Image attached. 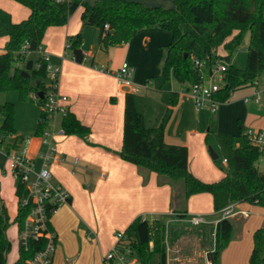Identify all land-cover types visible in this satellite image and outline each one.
<instances>
[{
  "label": "crops",
  "instance_id": "obj_1",
  "mask_svg": "<svg viewBox=\"0 0 264 264\" xmlns=\"http://www.w3.org/2000/svg\"><path fill=\"white\" fill-rule=\"evenodd\" d=\"M86 1L94 4L98 0ZM135 1L148 6L172 7L168 0ZM0 7L6 9L0 15L2 54L8 40L7 27L26 19L30 9L16 0H0ZM80 8L66 25L49 27L42 41L51 64L60 67L58 90L68 97L69 111L91 129L84 137L75 134L57 136L58 150L64 160L53 163L51 170L54 180L69 190L71 200L51 217V226L58 241L54 264H104L105 253L116 242V232L125 231L137 217L150 221L161 219L167 223H189L193 227L192 231L180 229L171 248L166 235L167 264H205L207 253L214 246L207 248L202 254L197 251L195 240L203 241L207 226L209 228L213 225L216 232L221 212L214 210L213 196L210 193H198L188 199L186 215L179 216L171 206L172 187L169 184L160 185L155 172L147 175L145 182L139 168L119 156L118 152L123 146L125 100L127 93L131 91L121 85L115 73L127 61L133 67L132 80L139 88L134 93L136 97L144 91L147 98L155 100L154 108L146 105L140 109V102L136 98L147 126L159 125L170 104V93L179 94L178 102L165 127V141L187 146L190 171L206 182L218 181L225 176V171H219L213 163L207 147L206 136L211 122H215L216 132L211 134L216 137L217 133L238 134L241 129L264 130V87L260 89L259 83L245 87L247 92L236 98H233L234 92L226 102L219 105L216 113L197 111L192 95L186 91V85L174 90H166L162 86L165 82L160 74L166 57V45L171 40L170 33L144 31L126 43L104 50L98 44L99 29L94 26V32L88 29L93 26L83 25V8ZM79 32L83 37V51L89 59L84 63L75 61L72 54L67 52L68 38ZM94 34L95 41L91 39ZM218 54L223 60H228L227 53L222 48H219ZM28 56L37 58L40 54L34 51ZM101 67L109 71H102ZM158 76L162 82L159 88L149 87L153 84L151 78ZM256 90L262 92L261 102L256 103L253 99L245 101V97L253 95ZM2 120L3 117L0 125ZM60 123L58 120L57 124ZM35 133L37 130L22 136ZM42 149L43 146L35 139L32 154L37 158L38 165ZM16 187L17 182L11 171L8 173L6 168L0 169V198L6 205L10 222L14 220L18 210ZM247 203H236L235 210L240 206L241 209L236 211H247V215L253 211L264 217V210L252 209L259 205H246ZM249 205L252 207L249 208ZM197 213H206V219L210 218L204 224L192 225L189 218ZM237 215L240 214H234L229 219L233 222V217ZM260 221L264 224V219ZM262 227L258 226L254 232ZM195 228L198 229L195 231ZM7 235L12 243L8 264H14L19 258L20 248L17 224L8 228Z\"/></svg>",
  "mask_w": 264,
  "mask_h": 264
},
{
  "label": "trees",
  "instance_id": "obj_2",
  "mask_svg": "<svg viewBox=\"0 0 264 264\" xmlns=\"http://www.w3.org/2000/svg\"><path fill=\"white\" fill-rule=\"evenodd\" d=\"M30 9L26 19L11 23L6 34L5 51L0 54V94L15 90L22 100L36 101L43 106L47 100V63L40 56L31 58L21 52L23 44L34 52L42 45L47 29L66 25L73 13L83 8L81 20L84 26L99 29L98 44L106 50L128 42L144 31H165L171 40L166 45V57L161 69L164 82L174 79L189 88L203 80L201 68L195 60L218 59L222 48L228 60L242 45L246 35L249 44L246 64L243 68L228 65L226 84L218 91L217 98L226 102L231 94L241 88L253 86L264 74V0H174V6H148L135 0H98L94 4L86 0H16ZM83 37L79 32L68 38V49L75 61L84 63ZM179 94L170 93V104L159 125L147 126L144 115L136 103V95L127 93L124 111L123 146L119 156L135 164L147 181V175L155 172L160 185L169 184L173 189V212L183 217L187 213L188 199L198 193H210L213 207L221 211L230 203L248 202L264 207V171L260 170L261 148L247 136L246 130L238 134L217 133V142L226 159L225 176L218 181L206 182L194 175L188 166V148L185 145L165 141V127L178 102ZM3 117L0 139L6 150L18 149L24 139L15 126L16 106L13 102L0 103ZM41 110L37 132H40ZM67 134L84 137L91 132L77 116L68 111L62 119ZM216 132L211 122L209 136ZM183 186L177 187L178 181ZM18 210L13 220L19 233L28 210L20 207L25 195L24 187L17 184ZM0 198V264H8L12 243L7 235L10 219ZM49 229L53 230L51 223ZM132 240L143 264H167V224L161 219L150 221L137 217L124 231ZM233 222L229 218L216 224L215 245L207 253L208 259L218 264L221 252L230 243ZM254 246L250 264H264V228L254 232ZM152 243V244H151ZM47 239L29 240L28 250L20 246L19 258L14 264H26V260L44 249Z\"/></svg>",
  "mask_w": 264,
  "mask_h": 264
},
{
  "label": "built area",
  "instance_id": "obj_3",
  "mask_svg": "<svg viewBox=\"0 0 264 264\" xmlns=\"http://www.w3.org/2000/svg\"><path fill=\"white\" fill-rule=\"evenodd\" d=\"M68 1V0H57ZM29 43L26 41L21 49L24 54H29ZM40 57L46 61L48 93L47 100L42 106L43 116L40 119V132L24 137L18 149L6 150L5 145L0 139V154L7 158V165L16 180L17 184L24 187L25 195L20 198V207L28 210L22 230L19 233V244L25 250H28L29 240L47 239L46 247L32 257L26 260V264H54V257L57 248V234L49 229L52 215L63 205L71 200L69 190L60 182L53 178L51 166L57 161H63V156L59 153L57 146V136L66 135V130L62 125V119L69 111L68 97L59 92L60 67L53 66L50 62V56L40 45L36 50ZM89 59L84 56V62ZM207 61L195 60V64L200 68ZM93 66L98 67L96 64ZM102 71H109L103 67ZM228 64L225 60L218 59L210 65V82L203 80L200 83L190 85L186 90L192 95L194 105L197 111L208 110L211 113L218 111L222 103L217 98L218 91L226 84V71ZM133 67L124 61L118 71L115 73L121 85L136 93L139 88L132 80ZM258 83L255 81L254 85ZM254 100L260 103L262 92L256 90L253 95L245 97V101ZM60 117V124H57ZM248 138L258 145L262 152L259 163H264V130L246 129ZM37 139L43 146L39 153V165L37 158L32 154V144ZM226 161V159H225ZM236 202L230 203L221 212V219L229 218L234 214L247 215L244 210H235ZM219 220V221H220ZM192 225L198 226L207 222L206 216L201 213L192 215L189 218ZM152 244V243H151ZM104 264H143L139 259L132 240L124 231L116 232L115 244L105 253L103 257ZM205 264H215L212 260H206Z\"/></svg>",
  "mask_w": 264,
  "mask_h": 264
},
{
  "label": "rangeland",
  "instance_id": "obj_4",
  "mask_svg": "<svg viewBox=\"0 0 264 264\" xmlns=\"http://www.w3.org/2000/svg\"><path fill=\"white\" fill-rule=\"evenodd\" d=\"M168 1L170 2V6H174V0H168ZM79 10H81V8ZM3 12H6V9H2L0 7V15H2ZM73 14L75 15V13ZM88 29H92V31L94 32L96 31L94 26ZM91 39H94L95 41L96 39L95 34L91 37ZM248 44H249V35H246L242 45L232 55L230 60L226 61L227 64L228 65L233 64L236 67L243 68L246 64V50H247ZM161 49H165V48L161 47ZM67 52L70 54L69 49H68V43H67ZM201 72H202L204 80L209 83L210 82V62L209 61H207V63H205L201 67ZM151 80L153 81V84L150 85L149 87L159 88L160 84H162V82L159 80V76L153 77L151 78ZM46 82L48 83L49 80L47 79ZM258 83H259L260 89L264 87V74H262L258 78ZM162 86L166 90L171 89V88L172 90L181 89V87H183L182 84H180L178 81L174 79L163 83ZM234 92H233L234 93L233 98H236L242 94H245L247 90L246 88H243V89H238L237 91H234ZM143 93L144 91L140 92L139 96L136 97L137 102H140L139 103L140 109L145 108L144 106L146 105L148 106V108L149 107L154 108L155 100L147 98V96H145ZM5 101L13 102L16 106L15 126L17 129V132L20 135H27L37 130L42 107L39 106V104L36 101L22 100L20 98L19 93L15 90H11L9 92L0 94V102H5ZM1 119H2V116L0 113V122H1ZM58 119L60 121V117ZM209 146H212L213 149L217 151L219 155L217 159H213L211 157L217 169L219 171H226V161L218 146L217 137L214 134H211L209 136V143H207V147ZM258 166L260 170L262 171L264 170L263 162H260ZM2 168H6L9 173L10 169L7 165V158L4 155L0 154V169ZM179 186L181 187L183 186L182 180L178 181L177 187ZM248 204L250 203H247L246 205ZM248 207L250 208L252 206L249 205ZM258 208L264 210V208L260 206L257 208H252V209H258ZM238 209H241V207L237 206L236 210ZM209 218L210 217H207V219ZM219 219H221V217ZM262 219H264L263 216L262 217L258 216V214L253 211L251 214L247 216L240 214V215L233 217L232 237H231L228 247L221 252L219 260H218V264H236V262L238 264H250L249 258H250V253L252 250L253 240H254L253 232L258 226H263L264 228V224L261 223L260 221ZM165 223L167 224V241H168L169 248H171V246L175 243L176 236L179 235L181 232L180 229L183 228L186 231H192L193 229V227L187 222L177 224V222L167 223V221L165 220ZM13 225H16V223L12 221L10 222L9 227ZM197 229L198 228H195V231ZM206 229L207 230L204 233L205 237H203L204 238L203 241H197V239L195 240L197 244V251H201L202 254L204 253V250L214 246L213 232L215 229L213 225L212 226L210 225L209 228L207 226Z\"/></svg>",
  "mask_w": 264,
  "mask_h": 264
},
{
  "label": "water",
  "instance_id": "obj_5",
  "mask_svg": "<svg viewBox=\"0 0 264 264\" xmlns=\"http://www.w3.org/2000/svg\"><path fill=\"white\" fill-rule=\"evenodd\" d=\"M209 152H210V155L213 159H217L219 157V155L217 154V152L213 149L212 146H209ZM7 218H9V216H7Z\"/></svg>",
  "mask_w": 264,
  "mask_h": 264
}]
</instances>
